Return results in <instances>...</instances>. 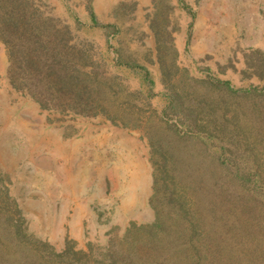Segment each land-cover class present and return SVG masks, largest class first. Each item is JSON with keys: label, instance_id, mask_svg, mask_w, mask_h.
<instances>
[{"label": "rangeland", "instance_id": "obj_1", "mask_svg": "<svg viewBox=\"0 0 264 264\" xmlns=\"http://www.w3.org/2000/svg\"><path fill=\"white\" fill-rule=\"evenodd\" d=\"M37 3L62 31L57 46L69 43L61 55L97 89L89 112L39 72L27 75L22 48L12 64L0 40L1 186L29 235L59 253L104 250L133 224L155 222L156 172L175 178L174 192L191 205L196 195L185 191L199 189L207 204L221 160L264 175V0ZM5 13L0 8V18ZM119 61L147 69L153 97L142 71ZM213 136L223 140L222 152L207 144ZM251 206L248 216L261 229L264 207Z\"/></svg>", "mask_w": 264, "mask_h": 264}, {"label": "trees", "instance_id": "obj_2", "mask_svg": "<svg viewBox=\"0 0 264 264\" xmlns=\"http://www.w3.org/2000/svg\"><path fill=\"white\" fill-rule=\"evenodd\" d=\"M0 8L6 11L0 18V40L9 51L12 64L19 63L22 48V66L27 75L39 72L59 87L60 94L82 103L90 112L89 102L95 95L97 81L91 75L84 80L80 75H86L79 65L61 55L62 51L68 54L70 49H67L68 41L66 44L62 41L61 49L57 46L62 31L56 28L55 19L42 13L37 0L35 4L31 0H0ZM91 19L94 25H100L95 14H91ZM66 29H62L64 35L70 32ZM72 51L73 56L79 53L76 47ZM78 61H84L83 56L79 55ZM119 65L141 70L149 87L148 95L154 96V82L146 68L120 61ZM67 70L71 75H66ZM260 79L264 83L263 74ZM219 83L229 93H239L229 82ZM206 139L208 145L222 152L224 142L219 136ZM228 161L235 166L228 169ZM220 163L223 169L206 187L207 204L202 202L199 189H185L191 196L196 195L194 203L187 204L185 193L174 192L175 178L167 172H156L152 199L156 204L155 222L133 224L120 243L111 242L100 251L91 246L88 251L67 247L59 253L48 243L29 235L19 206L8 188L1 186L0 178V264H264V227L256 229L248 216L254 209L251 203L264 207V175L254 169L243 170L232 159ZM165 195H169L168 205L160 206ZM232 205L240 209V216L231 214L236 211L231 209Z\"/></svg>", "mask_w": 264, "mask_h": 264}]
</instances>
